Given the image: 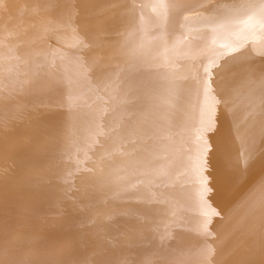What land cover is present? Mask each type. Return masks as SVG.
I'll list each match as a JSON object with an SVG mask.
<instances>
[{
	"label": "bare ground",
	"instance_id": "6f19581e",
	"mask_svg": "<svg viewBox=\"0 0 264 264\" xmlns=\"http://www.w3.org/2000/svg\"><path fill=\"white\" fill-rule=\"evenodd\" d=\"M262 0H0V264H264Z\"/></svg>",
	"mask_w": 264,
	"mask_h": 264
},
{
	"label": "snow or ice",
	"instance_id": "6c2138e0",
	"mask_svg": "<svg viewBox=\"0 0 264 264\" xmlns=\"http://www.w3.org/2000/svg\"><path fill=\"white\" fill-rule=\"evenodd\" d=\"M262 3H264V0H262ZM261 27H262V29H264V25H262Z\"/></svg>",
	"mask_w": 264,
	"mask_h": 264
}]
</instances>
